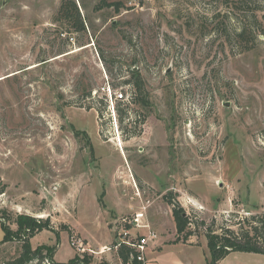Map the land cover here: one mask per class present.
<instances>
[{
  "label": "rangeland",
  "instance_id": "obj_1",
  "mask_svg": "<svg viewBox=\"0 0 264 264\" xmlns=\"http://www.w3.org/2000/svg\"><path fill=\"white\" fill-rule=\"evenodd\" d=\"M75 1L87 31L67 45L62 0H0V264L22 252L2 228L16 231L17 215L50 220L31 245L54 248L56 263L121 264L113 246L138 213L159 236L151 264H209L210 229L264 218V0H105L120 12ZM244 25L257 29L250 51ZM132 72L150 108L125 104L137 118L120 121L104 90L128 97ZM168 199L190 219L180 242Z\"/></svg>",
  "mask_w": 264,
  "mask_h": 264
},
{
  "label": "trees",
  "instance_id": "obj_2",
  "mask_svg": "<svg viewBox=\"0 0 264 264\" xmlns=\"http://www.w3.org/2000/svg\"><path fill=\"white\" fill-rule=\"evenodd\" d=\"M111 6H114L115 10L120 12L123 5L121 3L109 4L107 1L103 0L96 7V10H103L104 8ZM54 22L60 26L62 34H66L65 41L68 42L67 45L70 44V35L87 31L86 20L83 18L81 8L75 0H62L57 15L54 17ZM256 30L257 29H255L252 25L251 27L244 25L240 29L238 37H240L243 44H245L244 51L253 50L254 46L250 43L252 40H250L248 35ZM79 46L84 47V45ZM68 52L69 50H65L64 52H61V54ZM102 59H104L103 56ZM125 83L131 86L132 90L130 91L129 101L116 103V113H118L120 121H123L125 116H130V118L133 116L131 113H128V109L124 107L125 104L139 105L143 109L147 110V112H149L148 109L150 108V101L145 93V86L142 78L135 72H132V79L125 81ZM103 101L104 100H101L100 102L103 103ZM104 105L109 107L108 103ZM97 112L99 119H101L103 116L102 109L97 108ZM132 118H137V116L134 115ZM145 122L146 116L144 115V118L141 119L140 123L145 124ZM122 132L127 134L124 131ZM140 134L141 130L137 131V129L134 128L130 131L129 136L127 135L125 137V139L128 140V138L139 136ZM77 135L79 136V133H77ZM167 201L168 205L172 208L176 224L177 238L175 242H180V237L186 233L189 227L190 219L185 216L184 209L174 203L172 199H168ZM14 223L17 225L16 231H13L10 227L2 225L5 233L4 242L11 240L21 241L23 243L22 252L15 259L1 264H34V262H37L36 264H43L46 258L50 259L52 264H63L56 263L54 261V248L49 249L47 246H43L39 247L37 250H33L31 245V239L50 227L49 219L45 221L44 219H38L29 215H17ZM244 224L248 225V228H245ZM237 225L239 227L238 230L224 228L222 229V233L220 235L210 229L206 235L208 248L211 254L209 264H220L223 259L233 252L264 254V218H260L258 216L244 218L242 219V222ZM189 235L190 234H187L186 238ZM182 242L185 243L186 241L182 240ZM134 254V250L128 247H121L118 251V256L122 262H127ZM81 262L84 263V261H81L78 257H76L71 260L69 264H80ZM84 264H90V261L85 260Z\"/></svg>",
  "mask_w": 264,
  "mask_h": 264
},
{
  "label": "built area",
  "instance_id": "obj_3",
  "mask_svg": "<svg viewBox=\"0 0 264 264\" xmlns=\"http://www.w3.org/2000/svg\"><path fill=\"white\" fill-rule=\"evenodd\" d=\"M104 91H107V93L105 94H107L106 101L107 103H109V110L115 117V103L127 102L129 101V96L125 97L124 94L120 92H114L113 94L110 86H108ZM143 218V213L136 214L135 218L132 221H128L125 227L121 228L118 232L119 238L113 246L117 253L121 247H128L130 249H133L135 252V254L127 262L121 261V264H147V249L151 243L159 238V236L150 224L143 222ZM134 229L142 231L139 237L133 236ZM73 246L77 248L79 254H83L86 252L85 244L82 241H74ZM102 250L103 251L101 252H105V250L110 251L111 248L104 247Z\"/></svg>",
  "mask_w": 264,
  "mask_h": 264
},
{
  "label": "crops",
  "instance_id": "obj_4",
  "mask_svg": "<svg viewBox=\"0 0 264 264\" xmlns=\"http://www.w3.org/2000/svg\"><path fill=\"white\" fill-rule=\"evenodd\" d=\"M171 241H172V240H171ZM171 241L165 240V241H164V244H166V243H168V242L170 243ZM191 246H192V245H191ZM160 249H162V248L160 247ZM162 260H163L162 257H161V256H158V257L155 258L154 260H153V259H150V261H148V259H147V264H149V262H150V264H151V263H153L154 261H155V262H158V263H161Z\"/></svg>",
  "mask_w": 264,
  "mask_h": 264
},
{
  "label": "bare ground",
  "instance_id": "obj_5",
  "mask_svg": "<svg viewBox=\"0 0 264 264\" xmlns=\"http://www.w3.org/2000/svg\"><path fill=\"white\" fill-rule=\"evenodd\" d=\"M119 146V145H118Z\"/></svg>",
  "mask_w": 264,
  "mask_h": 264
}]
</instances>
